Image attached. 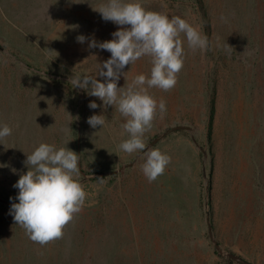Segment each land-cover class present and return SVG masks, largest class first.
<instances>
[{
  "label": "rangeland",
  "instance_id": "374dc122",
  "mask_svg": "<svg viewBox=\"0 0 264 264\" xmlns=\"http://www.w3.org/2000/svg\"><path fill=\"white\" fill-rule=\"evenodd\" d=\"M140 2L210 41L193 53L185 40L175 88L150 90L167 115L145 133L146 150L171 157L152 183L143 152L118 150L125 118L72 84L74 71L111 57L88 48L120 28L93 10L107 0H0V126L12 128L0 141V264H264V0ZM151 66L144 57L124 71L130 82ZM96 114L107 126L88 124ZM42 142L78 154L74 179L87 193L63 237L44 246L10 214L26 153Z\"/></svg>",
  "mask_w": 264,
  "mask_h": 264
},
{
  "label": "clouds",
  "instance_id": "9594fccd",
  "mask_svg": "<svg viewBox=\"0 0 264 264\" xmlns=\"http://www.w3.org/2000/svg\"><path fill=\"white\" fill-rule=\"evenodd\" d=\"M73 2L79 3V0ZM93 10L98 11L104 21H111L120 28L113 32L111 40L101 42L94 36L91 38L89 49L109 51L111 57L98 63L95 71H74L72 84L103 101L105 111L113 106L125 118L121 128L128 138L118 144V150L129 155L143 152L139 168L152 183L164 174L171 157L159 149L146 150L145 133L151 130L154 120H163L167 115L166 101L157 100L150 90H173L187 55L185 40L187 49L194 53L209 50V38L180 16L170 18L166 13L147 10L140 0H107ZM220 19L227 20L223 15ZM87 39L84 35L77 36L81 44ZM144 57H148L152 65L150 72L137 74L129 82L125 67ZM121 76L126 80L123 87L118 86ZM98 77L104 78L103 81ZM100 106L95 100L89 103L91 109ZM87 122L94 129L107 126L103 114L92 115ZM11 134L8 124L0 126V141ZM26 154L24 163L28 171L13 185L19 190L15 198L18 202L12 203L10 214L31 241L44 246L63 237L65 227L82 211L87 193L74 179V175L81 172L76 152L42 142Z\"/></svg>",
  "mask_w": 264,
  "mask_h": 264
}]
</instances>
